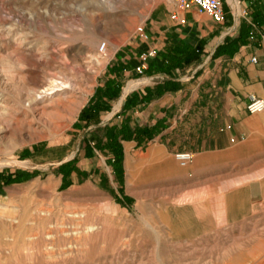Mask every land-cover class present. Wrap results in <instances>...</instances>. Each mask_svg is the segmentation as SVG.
<instances>
[{
	"label": "rangeland",
	"instance_id": "obj_1",
	"mask_svg": "<svg viewBox=\"0 0 264 264\" xmlns=\"http://www.w3.org/2000/svg\"><path fill=\"white\" fill-rule=\"evenodd\" d=\"M157 1L0 0V55L14 57L40 86L50 77L70 84L39 99L36 110L10 104L13 118L0 133V264H264V213L198 226L201 204L160 194L154 166L136 171L134 155L124 164L122 145L118 162L107 148L113 125L106 140L94 142L106 113L90 124L80 119L113 69H127L118 53L142 38L137 29ZM222 1L235 16V2L244 9L243 0ZM135 79L125 75L120 93ZM63 96L81 104L63 125L49 122L42 107Z\"/></svg>",
	"mask_w": 264,
	"mask_h": 264
},
{
	"label": "crops",
	"instance_id": "obj_2",
	"mask_svg": "<svg viewBox=\"0 0 264 264\" xmlns=\"http://www.w3.org/2000/svg\"><path fill=\"white\" fill-rule=\"evenodd\" d=\"M223 8L215 21L196 6L157 1L144 23L147 37L118 53L127 69H113L80 117L90 124L106 113L94 142L113 125L124 164L134 155L136 171L154 166L159 193L183 197L182 206L200 203L204 222L196 225L208 230L264 213V110H246L251 95L264 98V0H243L239 16ZM131 73L138 79L120 93ZM182 151L193 158L178 169L174 154Z\"/></svg>",
	"mask_w": 264,
	"mask_h": 264
},
{
	"label": "bare ground",
	"instance_id": "obj_3",
	"mask_svg": "<svg viewBox=\"0 0 264 264\" xmlns=\"http://www.w3.org/2000/svg\"><path fill=\"white\" fill-rule=\"evenodd\" d=\"M98 1L102 4L107 3V0H98ZM237 4L238 2L237 3L235 2L234 6H235L236 15L239 16V13L242 14V11H240L241 9ZM14 51L17 52V55H19L20 58L22 59L27 58L26 56L27 54H25V51L20 52V50L17 49H15ZM100 59L101 57L99 56H92V60H95L96 63L98 64L101 63ZM1 77L2 80H5L3 76ZM15 77L17 81L22 83V87L20 88V90L16 91L11 96L0 94V102L13 104L16 107L24 108L28 112L32 111L33 109L36 110L32 106L39 99L48 97L54 91L63 90L64 88H66L67 85H70L65 81L58 82L55 78L50 77L49 79L50 81L47 85L40 86L38 81L35 79L34 75L31 73L27 75V73L24 72L23 67L19 68L18 72L15 73ZM8 79L9 80L12 79L11 73L8 75ZM4 82H6V80ZM2 87H9V85L6 82V85ZM49 101H50V105L43 106L41 110V114L44 115L47 118L46 120H48L49 122L57 121L60 122L61 125H63L66 122L68 117L71 114H73L75 109L79 107V105L81 104L80 100H76V98L74 99L71 96H63L59 99H53L52 97H50ZM39 120L42 121L41 119Z\"/></svg>",
	"mask_w": 264,
	"mask_h": 264
},
{
	"label": "built area",
	"instance_id": "obj_4",
	"mask_svg": "<svg viewBox=\"0 0 264 264\" xmlns=\"http://www.w3.org/2000/svg\"><path fill=\"white\" fill-rule=\"evenodd\" d=\"M174 2L179 9H188L191 6H196L200 12H203L209 15L215 21H222L224 18V8L222 0H170ZM174 17V16H173ZM138 32L142 38H146L147 34L145 33L144 27L139 26ZM99 51L101 53L106 52V43L103 42L100 45ZM153 51H150L148 55H152ZM145 59V57H144ZM251 61L255 62L256 58L251 57ZM145 65L139 66L137 72L141 73ZM246 110L250 114L259 113L264 110V98L256 95H251L250 99L246 105ZM174 158L180 166H185L193 158V154L188 151L176 152Z\"/></svg>",
	"mask_w": 264,
	"mask_h": 264
},
{
	"label": "clouds",
	"instance_id": "obj_5",
	"mask_svg": "<svg viewBox=\"0 0 264 264\" xmlns=\"http://www.w3.org/2000/svg\"><path fill=\"white\" fill-rule=\"evenodd\" d=\"M20 65L14 57L0 55V76H3L9 87H0V94L11 96L16 91L20 90L22 83L16 80L15 73L18 72ZM12 74V79H8V75ZM14 108L12 105L0 102V133L6 130L13 118Z\"/></svg>",
	"mask_w": 264,
	"mask_h": 264
},
{
	"label": "trees",
	"instance_id": "obj_6",
	"mask_svg": "<svg viewBox=\"0 0 264 264\" xmlns=\"http://www.w3.org/2000/svg\"><path fill=\"white\" fill-rule=\"evenodd\" d=\"M108 134V144L107 148L115 154V158L118 162L121 161L122 153H121V144L117 139V132L113 131V128L107 130Z\"/></svg>",
	"mask_w": 264,
	"mask_h": 264
}]
</instances>
